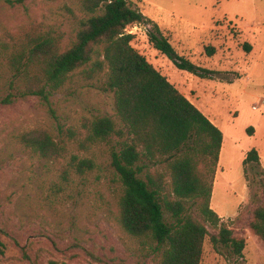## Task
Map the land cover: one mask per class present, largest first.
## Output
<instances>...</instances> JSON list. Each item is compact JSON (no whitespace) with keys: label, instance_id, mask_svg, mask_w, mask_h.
<instances>
[{"label":"rangeland","instance_id":"rangeland-1","mask_svg":"<svg viewBox=\"0 0 264 264\" xmlns=\"http://www.w3.org/2000/svg\"><path fill=\"white\" fill-rule=\"evenodd\" d=\"M129 1L149 20L127 27L135 35L132 45L224 133L211 205L246 246L242 257L234 256L215 249L207 236L200 264H264V242L250 228L264 200V0ZM14 2L0 0V264H160L119 221L121 185L109 146L79 150L66 134L69 128L83 131L85 118L115 115V94L104 90L103 78L76 71L51 104L35 95L3 103L12 75L5 47L11 35L40 25L62 34L66 48L76 38L78 18L86 16L76 0ZM154 26L181 57L209 70L200 71L206 77L179 69L156 48L148 32ZM34 128L50 130L71 152L92 157L94 167L66 178V160L46 161L19 143L18 136ZM253 149L260 162L244 164Z\"/></svg>","mask_w":264,"mask_h":264},{"label":"trees","instance_id":"trees-1","mask_svg":"<svg viewBox=\"0 0 264 264\" xmlns=\"http://www.w3.org/2000/svg\"><path fill=\"white\" fill-rule=\"evenodd\" d=\"M76 2L86 16L78 18L71 46L64 48L62 34L40 25L11 35L5 47L12 75L3 103L35 95L51 104L50 97L74 72L82 71L89 79L102 77L104 90L115 94V115L85 118L83 131L69 128L66 134L79 150L109 146L121 185L123 228L159 256L160 264H200L207 236L215 249L242 257L245 239L223 226L211 205L223 131L132 45L135 35L127 27L149 21L139 8L129 0ZM148 32L155 47L179 69L201 77L206 76L200 71L210 72L181 57L158 26ZM245 47L251 49L250 44ZM209 48L212 56L214 48ZM18 139L46 161L66 160V178L73 172L84 175L95 165L92 157L71 152L50 130L29 129ZM252 161L260 162L256 149L244 164ZM208 225L218 233H211ZM250 228L264 242V200L255 207ZM4 248L0 239L1 254Z\"/></svg>","mask_w":264,"mask_h":264},{"label":"built area","instance_id":"built-area-1","mask_svg":"<svg viewBox=\"0 0 264 264\" xmlns=\"http://www.w3.org/2000/svg\"><path fill=\"white\" fill-rule=\"evenodd\" d=\"M129 32V31H128ZM130 33V32H129Z\"/></svg>","mask_w":264,"mask_h":264}]
</instances>
